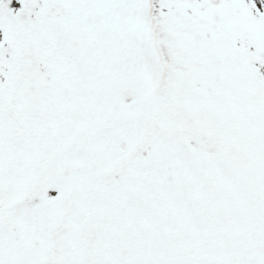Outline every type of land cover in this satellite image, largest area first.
<instances>
[{"label": "snow or ice", "instance_id": "snow-or-ice-1", "mask_svg": "<svg viewBox=\"0 0 264 264\" xmlns=\"http://www.w3.org/2000/svg\"><path fill=\"white\" fill-rule=\"evenodd\" d=\"M0 264H264V0H0Z\"/></svg>", "mask_w": 264, "mask_h": 264}]
</instances>
